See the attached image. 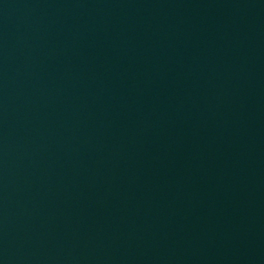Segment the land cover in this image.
Masks as SVG:
<instances>
[{
	"label": "water",
	"instance_id": "95a60500",
	"mask_svg": "<svg viewBox=\"0 0 264 264\" xmlns=\"http://www.w3.org/2000/svg\"><path fill=\"white\" fill-rule=\"evenodd\" d=\"M0 264H264V0H0Z\"/></svg>",
	"mask_w": 264,
	"mask_h": 264
}]
</instances>
